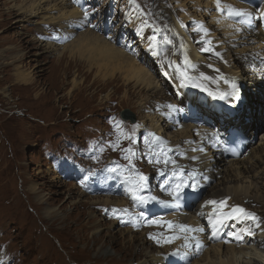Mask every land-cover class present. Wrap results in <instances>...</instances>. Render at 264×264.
<instances>
[{
    "label": "rangeland",
    "instance_id": "1",
    "mask_svg": "<svg viewBox=\"0 0 264 264\" xmlns=\"http://www.w3.org/2000/svg\"><path fill=\"white\" fill-rule=\"evenodd\" d=\"M37 1L39 0H0V264H145V256L152 250L159 252L161 247H151L154 244L144 245L140 238L142 235L139 233H137L140 235L138 241H133L131 234L134 230L144 232L147 229L161 228L163 225L150 226L147 220L160 218L163 221H170L167 218L178 213L179 208L177 210L171 208L170 205L174 203L172 199L168 201V198L172 197L167 195V191L161 190V185L166 180L171 184L172 178L169 175L172 173L173 165L169 163L165 166L160 163L154 168L157 164L149 162L154 160L161 147L167 151L175 143L166 140L163 146L154 145L156 150L150 153L144 144L149 132L143 130L142 117L151 114L150 117L157 120L162 112L171 113L172 116L174 114L178 117L185 116L184 125L189 123L194 125V129L190 132L189 140L186 138L183 141L190 146L189 149H184L189 150L190 154L201 153L200 156H205L209 150L204 145L202 131L208 129L209 132L217 128H213L207 120L209 117L215 118L213 114H206L202 109L192 110L188 102L190 96L182 90L186 88L187 91L194 92L198 91L197 88L189 86L180 90L171 79V71H168L166 64L162 63V57L166 55L171 61L182 63L185 47L181 49L180 45H185V38L177 28L189 35L197 46V51L200 50V54L205 57L206 64L202 67L208 68L211 64L214 68H218L220 73L225 71L226 74V71L232 67L231 63L237 65L231 55L233 53L228 54L227 50L220 49L219 43L210 44L211 52L201 51L205 46L204 40L213 41V38L208 37L212 33L205 25H211V17L205 15L202 4L196 6L193 0H82L79 5H74L73 0H69L70 3L65 7L61 5V0H47L42 3L45 6L42 13L26 18L24 11ZM212 1L215 6L213 11L220 12L216 0ZM237 2H242L255 10L254 14L264 6V0H237ZM221 5L233 7L229 1L220 0L223 14H229L228 8H221ZM76 6L83 14L85 10L89 12L87 19L85 16L72 17L69 21L59 18L63 11ZM198 9L199 12L196 11ZM190 16H195L198 20L189 19ZM93 25L96 27L94 28ZM200 25L207 29V35L198 30ZM242 26L244 31L253 29L251 23L243 22ZM256 26L259 28L257 24ZM209 27L215 28L212 25ZM215 30L218 33V30ZM153 36L156 37V50L159 55H153L150 50ZM165 37L171 43H165ZM99 39L106 40L114 49H119L127 56L133 57L139 67L146 70L155 69L154 77L163 87L164 96L170 97L169 103L154 107L150 104L152 101H149L146 105L148 108L142 110L139 102L145 100L151 92L139 93V89L133 85L136 81L126 80L127 71L118 67L117 57H113L105 49L102 52L98 48ZM235 41L232 40L231 43L239 47L247 46V44L240 46L241 43ZM216 52L220 53L219 57L215 55ZM198 67L195 69L197 76L203 71ZM20 74H28L30 81H20ZM177 80L180 85L179 76ZM248 81L250 80L244 79L239 86L242 99L236 100L237 109L229 110L231 105H227L226 111L238 112L246 109L250 103L261 101L259 96L258 100L254 99V95L261 93L262 97L264 79H259L258 84L252 89L254 95L248 93L246 86V84L249 86ZM215 87L218 88V84ZM202 93L198 95L199 99L209 98L206 92ZM205 104L207 105V102ZM170 105L173 108H170ZM125 109L134 114V122L122 118L121 111ZM190 113L192 115H188ZM177 118L175 117V120ZM221 120L223 119H216L215 122L222 124ZM116 122H120L123 131L128 133L134 125H139L134 144L129 139L121 137L119 147H112L119 135ZM151 128L154 135L159 137L156 128L154 126ZM180 128L181 125L175 124L166 130L169 132L168 135L175 136L180 133ZM195 129L197 132H194ZM263 135L264 120L257 122L254 137L256 142L253 143L252 148L260 144ZM199 137H202V140ZM129 146L137 152L132 159L136 170L148 177V187L142 195L155 196L156 200L140 204L133 201L128 194L130 185L126 177L131 172V167L121 149ZM199 148L204 149L203 153L192 152L193 149ZM184 149L181 152L184 153L183 155L175 154V159L181 160L180 165L177 162L180 167L189 160L187 158L189 153ZM247 153L248 150L242 157L250 154ZM167 155L170 157L173 154L167 151ZM259 168H257L259 174H264V164H260ZM161 171L163 175L160 174ZM254 173L245 172L242 175L245 177L239 183L245 186L252 180L254 182L258 180L259 185L264 182L261 175L260 179L252 178L251 175ZM227 180L225 172H222L219 177L205 181V186L194 193L190 192L191 200H187L189 195L185 199L186 207L188 206L185 211L193 218L197 217L200 204H206L211 200L212 194L216 191L222 192L227 186L235 185L234 182L227 183ZM167 187L168 185H165V188ZM34 188H37V191H33ZM32 191L37 194L31 193ZM252 193L256 194V197L264 198V189L261 185ZM107 197L121 200L126 205L123 208L113 204L104 205V199ZM161 198L167 203H160ZM234 199L231 196L227 197L225 212L235 207L231 206L234 204L248 209H261L259 205ZM37 206L41 207L39 214L35 210ZM104 206L116 207L118 213L112 216V212L109 210L106 212ZM48 208L55 210L52 216L57 215L52 219L58 218L62 224L50 221V227L48 226L43 220L50 218L47 213ZM125 209L131 216L123 211ZM247 212L252 213L250 210ZM141 213L146 219L141 220L143 224L139 225L138 216ZM133 217L137 219L133 220ZM90 220L94 221L95 226L89 224L87 228L86 225ZM211 221L212 218L208 221L202 219L200 225L203 226L202 228L210 229L213 227ZM259 221L258 228H262L264 217ZM251 223L254 222L249 224ZM109 229L119 236L118 241L122 242V245L128 246L131 243L133 252L140 253L143 249V254L138 258H131L115 251L110 238L106 235ZM159 231L156 230L157 233H160ZM235 231H224L215 241L202 246V251L200 250L197 255L195 254L190 260L185 259L187 263L183 264L202 261L207 252L209 255H215L212 246H218L219 243L222 244V257L229 259L231 254L227 247L234 244V240L227 237ZM98 233L102 237L95 242L94 235ZM42 236H45L44 238L53 246L50 251ZM106 254L119 259L104 260ZM219 258L206 259L203 263L220 264ZM154 262V264H181L174 261Z\"/></svg>",
    "mask_w": 264,
    "mask_h": 264
},
{
    "label": "bare ground",
    "instance_id": "2",
    "mask_svg": "<svg viewBox=\"0 0 264 264\" xmlns=\"http://www.w3.org/2000/svg\"><path fill=\"white\" fill-rule=\"evenodd\" d=\"M44 1H47V0H39L37 2H34L31 6H29L28 9L24 11L25 12L24 15L26 14V18L31 17V16H35L36 13L37 14L38 13L40 14V12L42 13V11L45 10L44 9L45 6L42 5V3ZM81 1L82 0H77V2L74 3V5L75 4L79 5ZM188 1H190V0H188ZM193 1L196 2V6H200V4H202L201 6L204 8L203 12L205 13V15L206 16L208 15L211 17V25L215 28L212 29L211 27H209L211 25L205 24V25H207V28H209L210 33H212L211 35L208 36L209 38L210 37L213 38L211 45H213V43H217V44L219 43V46L221 47V48L219 47L220 49L227 50L228 54L233 53L231 55L233 56V59L236 61L237 65H235V63L234 64L231 63L232 69L230 68L228 71H226L228 73V75H227V73L225 74V71L222 72L224 77L228 78V79L234 78L238 86H241L242 81H244V79L250 80V81H248L249 86L247 84H246V86L248 87L247 88L248 93H252L251 91H252V89H254V86L256 84H258L259 79H262V78L264 79V18H261L259 15L260 11L264 10V6L260 9V11L257 14H254L255 10L253 11L252 8L245 6L242 2H237V0H225V1H229L230 4H232L233 8L245 9V10L253 13L252 18L254 20H252V22H251V25H253L252 26L253 29L244 31V28L242 26V23L244 21L243 17L232 16V18H231L229 14H223L224 12L213 11V10H215V6L213 5L212 0H193ZM69 3H70L69 0H61V5L63 7H65V5H68ZM221 6H222L221 8H224V9L228 8L229 9V6H226V7H224L223 5H221ZM53 7H54V5H53ZM196 11L199 12V9ZM72 17L83 18L84 14L76 6V7L70 8V9L68 8V10L63 11L59 15V18H62L64 20H68V21ZM193 18L198 20L195 16H190L189 19H193ZM201 18H202V15H201ZM189 21H191V20H189ZM256 24L259 26V28L256 26ZM177 29H178L179 33L181 35H183L185 38V45L184 46H185V52L187 53L188 58L194 64L196 63L199 66V67L197 66L199 68V70H201V68H202L203 69L202 72H204L206 75L211 76V77L218 76L219 74L217 72H215L214 70H211V68H207L206 66L202 67V65L206 64L205 63V57L200 54V52H199L200 50L197 51V46L189 38V35L187 33H185L182 29H180V28H177ZM215 29L218 30V33H216ZM141 38H143V37L141 36ZM231 38H233L232 40H234V41L236 40L235 42L241 43L240 46H242V44H244V45L247 44V46L239 47L235 43H231V41H232ZM140 41H143V40H140ZM138 42H136V43H138ZM97 43H98V48L101 49L102 52H104V49H105L107 52H110V54L113 57L118 58V65H119L118 67H120L122 69L125 68V70L127 71V73H126V80L127 81H129V82L136 81L135 84H133V85L136 89L137 88L139 89V93L143 92V91H146V93L151 92V93H149L148 97L145 98V100H143V101L141 100L139 102V107L142 110L148 108V106H146V105H147V102H149V101H152V103H150V104H152L154 107H157V106L160 107L162 105L164 106V105H167L169 103L168 100H170L169 99L170 97L164 96V94H163L164 92L162 90L163 87L160 84H158L159 82H157L156 78L154 77L153 72L156 73L155 69L150 68V70L149 69L146 70L142 67H139L138 64L134 61L133 57L127 56L126 54L123 53V51H121L119 49H114L112 47V45L109 42L107 43V41L104 39H99ZM140 46H142L141 43H140ZM114 55H116V56H114ZM230 58H231V56H230ZM169 61H171L170 57H168L166 55L162 57V63L166 64V66H165L166 69L168 71H171V73H172V74L170 73L172 76L171 79L174 80V83L177 85V87H179L180 90H182L183 88L177 83L178 82V80H177L178 75L175 72H173L174 71L173 68L168 67ZM223 66H225V65H223ZM189 71H190V74H194V75L197 74V71H195V70L190 69ZM164 77H165V75H164ZM30 79L31 78L28 76V74H26V75L20 74L19 75V80L22 82H29ZM165 79L167 80L168 78L165 77ZM74 82L75 81H73V83ZM206 84L212 90H216V89H219L220 91H228L229 90V85L225 84L223 80L219 81V83H218L219 87L218 88L215 87L217 84H213L210 81L206 82ZM197 90L198 91L190 92V91H187V89L185 88L182 91H185V94L190 96V99H188V102H190L192 110L202 109L206 114H213L215 116V118L209 117L210 119L208 118L207 120L211 125H213V128L217 127V128H215L214 131L207 132L208 131V129H207V131L203 130L202 131L203 133L201 132L203 134V136L202 135L201 136L203 137V140L205 142L204 145L209 148L207 153L204 152L206 154L205 156H200L201 153L200 154H198V153L190 154L189 150L184 149V148L189 149L190 146L186 145L187 143H183V141H185L186 138H188L187 140H189V136H191L190 132L194 129V127H193L194 125L192 126L189 123H188V125H186V124L184 125V121L186 119L185 116L184 117H178L175 114L172 116L171 113L168 114L166 112H162L163 113L162 115L159 114V116H158V114H157L158 117H157V120H155V118L150 117L151 114H145L142 117L143 118L142 123L144 124V125L142 124L143 130H145L149 133L151 131V133H153L154 131L152 130L151 127L154 126L157 130V133L159 132L160 140H162V141H166V140L170 141L171 140L173 143H175V145L173 144L172 146H170L171 151H169V152H171L173 154L172 156L170 155V157L172 159H174L176 161V163L178 162L179 165L181 164V162H180L181 160L175 159V154L181 153L183 151V149L187 150L189 153V156H190V157L189 156L187 157L189 160H187L188 162H186V164L184 163V165L182 164L183 166H181L184 169V175L186 177V173H188L186 171H192L193 169H195L199 173L198 179H199V183H200L201 187L205 186V184H206L205 181L207 182L210 179L212 180L213 178L219 177L220 173L225 172L226 177H228L227 183L234 182L235 185L234 186H227L226 188L223 189L222 192L216 191L214 194H212L211 200L222 201V200H226L228 196H231L235 199H239V200L243 201V203L245 202V203H248L251 205H259L261 209H257V210L248 209L246 207H241V205H235V204L231 205V206L232 207L233 206H235V207L239 206L241 208H244L246 211L250 210V211H252V213H254L259 218V220H261L264 217V198L256 197L255 196L256 194L253 195L254 193H252V192L254 190H256L257 188H259L260 185H261V188L264 189V182H261V184L259 185L258 180H256V182H254L252 180V178L253 177L259 178L260 175H261L260 176L261 178H264V176H262L263 173L259 174V171H257L260 169L259 168L260 164H264V135L260 139V144H258L257 147L252 148L251 146L253 145V143L248 144L246 150L244 151V153H245L248 150V153H250L248 156L242 157L243 156L242 155L239 159H236V160L230 159L227 157V154L225 153V151L223 149L222 138H223V134L225 132H227L226 128L228 126H232L234 128H237L238 130H241L243 132V134L245 136L249 137L251 140L254 139L256 131H257V122L258 121L263 122V120H264V93L262 92V97H261V93L260 94L257 93V95H254L252 93L255 97L254 99L258 100V96H259L261 98V101L259 100L258 102L250 103L246 109L243 107L244 109L239 110L238 112H233V111H228V110L226 111L225 108H228L227 105H231L229 107V110H230V108H232L233 110L237 109L236 108V99L230 97L228 100H216V99H213L211 96H209V98H206V99H199L198 95H201L203 93H202V91H200L199 88H197ZM136 94H138V93H136ZM206 102H207V105L208 104H213V105L207 106L205 104ZM203 103H204V105H203ZM188 115H192V114L190 113ZM175 117L176 118L178 117L177 120H175ZM205 118H207L206 115H205ZM221 118L223 119V120H221V121H223L222 124L215 122L216 119H221ZM175 124L181 125L180 133L178 132L177 134H175V136H171L170 134L168 135L169 132H167L168 130H166V129L175 126ZM224 127H226V128H224ZM205 128H207V127H205ZM194 132H197L196 129ZM205 133H206V135H205ZM204 135H205V137H204ZM202 137H199V139L201 138V140H202ZM174 141H176V142H174ZM168 144H170V143L168 142ZM184 144H185V146H184ZM250 147H251V149H250ZM192 152H193V150H192ZM136 155H137V152L135 151V156ZM192 157H197V159L193 160ZM185 159H186V157H185ZM183 162H185V161H183ZM241 163H243V164L241 165ZM244 163L250 164V165L245 166ZM157 167H158V164L156 166H154V168H157ZM257 168H259V169H257ZM230 172L232 173L231 175L233 176V179H232V176L230 175ZM245 172H248V173L255 172V173H254V175H251L252 181L250 182L248 180L249 181V183L247 181L248 185L246 184L245 186H243V183L240 184L239 182L242 181V179L245 177V175L242 176ZM169 176H171L170 178H172L171 183H175L176 178L172 177L171 174ZM221 176H223V175H221ZM203 177H208V179L205 180ZM238 178H240V180ZM246 179H247V177H246ZM36 189L34 188L33 191L34 190L37 191ZM198 189H200V187ZM33 191L31 193L37 194V192H33ZM190 192L194 193V191L191 187H190V189H189V187L183 189V192L181 193V200H180V206L179 207H176L175 201H172L174 203V205H172V206L170 205V207L171 208L173 207L174 210H177V208H179L180 211L178 210V213L174 214L172 217L169 216L167 219H170V221H172L174 224H184V225L189 226L190 228H202L203 226L201 227L200 220L206 219V221H208L211 218L214 219L213 216L209 215L210 213H212L213 206L210 204L207 206H205V204H200V207H199L200 211L198 213V216L193 218V216L190 213L185 211L186 208L188 207V206L186 207V204H185L186 200L185 199L190 194ZM33 194H29V195L31 196ZM257 196H260V195H257ZM171 199L172 198H170V199L168 198V201L169 200L171 201ZM189 199L191 200V195L188 196L187 200H189ZM161 200L165 201V199H163V198H161ZM238 202L240 204V201H238ZM105 204H110V205L113 204L119 208H123L126 205L123 203V201L121 202V200H117L116 198H108V197L104 199V205ZM188 205H190L189 202H188ZM17 207H19V206H17ZM40 208H41L40 206H37L35 208V210L37 211V214H39ZM113 209L117 210L116 213H118V208H116V207H105L104 206V210L106 212H108V210L111 211L112 214L111 213L110 214L112 216L114 215ZM228 209H230V208H228ZM201 212H203L204 215H201L200 214ZM47 213H48L50 218H43V220H45L48 223L49 227H50V221H55V222H58L59 224H62V222L61 223L59 222L58 218L52 219L53 216L57 217V215L52 216V213H55L54 209L48 208ZM138 221L140 223L139 225L143 224V222H141V220H138ZM250 222H252V221L251 220H229L225 223L224 226L219 227V231L215 236L213 235V232H214L213 227L210 228L211 230L204 227L203 228L204 231H202V232H189V233H187V236H188L187 241L185 240V238L182 239L185 236L184 233H180L178 229L169 230L166 227V225H163L161 228H157V229H147L144 232H139L137 230H134L133 231L134 233L131 234V238L133 241H138V237H140L139 234H141L142 236L140 238H142V242L144 243V245H147V244L153 245L154 244V246H151V247H157V246L161 247L159 252L152 250L150 252V254H147L145 256V259H144V262H146L145 264H154L155 263L154 261H159L162 263H165V262L167 263L168 261L169 262L174 261V262H178V263L183 264V263H187L184 261L185 259L190 260L193 256H195V254L197 255V253L200 252V250L203 248V247H201V248H199V250H197V248H196L197 242H199L202 246H207V244L210 241L211 242L215 241L217 239L216 237L218 235H220L221 233H223L224 231H226V230L235 231L236 230L231 235L228 233L230 236L227 235L228 236L227 238L231 237L234 240V244L227 247V249L230 250L229 252L231 254L229 259H228V257L226 259L224 257H222L223 256L222 255L223 252L221 251V245L222 244L219 243L220 245H218V246H212L213 254H215V255H213V256L209 255V253L207 252L204 259H202V261L196 260L193 264H206V263H203V261H205L206 259L207 260L208 259L213 260V257L215 259L221 257V258H219L221 260L220 264H251V263L252 264H264V226H261L262 228H258V227H256V225H254V223L249 224ZM259 223H260V221H259ZM89 224H91L92 226H95L93 220H90L87 223V225H86L87 228H88ZM211 225L212 224H210L209 226L211 227ZM84 226H85V224H84ZM49 227L46 228V231H48ZM247 229H251L254 234L248 235L247 231H246ZM156 230H160L159 232L163 233L165 236L179 235L182 237L172 241V243L165 244V243L161 242L160 244H158L156 242V240L151 238L154 235L158 236V234H160V233H157L158 231L156 232ZM128 231H130V230H128ZM137 233H139V234H137ZM226 234H227V232H226ZM106 235H108V237L110 238L113 246L116 249L115 251L124 253L125 255L124 254H122V255H124L125 257L131 256V258H138L139 255L143 254V249H141L140 253L139 252H133L132 251L133 244H131V243L128 246L122 245V242L118 241L119 236L112 233V231H110V229H109V231H107ZM53 236L56 237L55 235H53ZM42 237L44 239V242L46 244L47 249L50 251V248H53V246H51L50 243L48 242V240L46 238H44L45 236H42ZM101 237L102 236H100V233L95 234L94 235V241L97 242L98 240H100ZM104 237H105V235H104ZM219 237L220 236H218V238ZM237 237H241V238L238 239ZM140 238H139V240H140ZM231 242H232V240H231ZM186 243L188 244V247H185ZM240 245H242V246H240ZM101 259H102V257H101ZM118 259H119L118 257L110 255V254L104 255V260H107V261H114V260L117 261ZM127 261H129V260H127ZM212 262H214V261H211V263Z\"/></svg>",
    "mask_w": 264,
    "mask_h": 264
},
{
    "label": "snow or ice",
    "instance_id": "3",
    "mask_svg": "<svg viewBox=\"0 0 264 264\" xmlns=\"http://www.w3.org/2000/svg\"><path fill=\"white\" fill-rule=\"evenodd\" d=\"M73 2H77V0H73ZM217 2V8L218 10L220 9V0H216ZM228 13L230 16H236V17H243L245 23H251L252 22V17L253 13L249 12L245 9H236L231 6H229ZM261 18H264V10L260 11L259 13ZM84 16L87 19L89 16V12L87 10L84 11ZM95 28L96 26L93 25ZM199 31H203L205 35H207V29H205L202 25L199 26L198 28ZM159 31V29H157ZM109 39H111L109 37ZM203 40V37H202ZM165 43H171L170 40L165 37ZM205 46L201 49L203 52H211L212 48L210 47L211 41L210 40H204ZM184 45L181 44L180 48L184 49ZM150 50L153 52V55H159V52L156 50V37L153 36L151 37V44H150ZM216 56H220L219 52L215 53ZM168 67L173 68L175 73L179 76L180 79V86L181 87H193V88H199L200 91L206 92L208 96H211L213 99L216 100H228L230 97L234 98L236 100H239L240 97V87L237 85L235 79H228L225 78L223 73H220V70L218 68H214L213 65L209 64L208 68H212L215 72L219 73L218 76L216 77H211L206 75L204 72H200L199 75H191L190 74V69L195 70L197 68V65L194 64L189 58L186 52L183 53V60L181 64H176L175 61H169L168 62ZM167 75V73H166ZM223 80L225 84L229 85V90L228 91H220L219 89L212 90L209 88L206 84V82H211L213 84H218L219 81ZM170 108H173V106H169ZM139 127V125H134L131 132H124L123 129L120 126V122H116V128L119 132V135L117 137L116 142L112 145L113 148H117L120 145V139L123 137L124 139H129L133 144L135 143V134H136V129ZM145 147L148 149L150 153L155 152V148L153 147L154 145L160 147L165 144L164 141L160 140L159 137H156L153 133H148L147 137H145L144 140ZM124 153L125 156L124 158L129 161V165L131 167V172L129 175L126 177V180L128 181L130 187L128 194L131 195L133 201L140 203V204H145L149 200H156L157 197L155 196H147L145 197L142 195V192L148 187V177L145 176L143 173L139 172L136 170L135 165L132 163V159L135 156V150L129 146L128 148L121 149ZM167 151H171V149H168ZM167 151L164 150L163 147H161L160 152L155 156L154 160H150V163H156L160 164L163 163L165 166H167L169 163L173 165L172 169V177H175V183L169 184V181L166 180L164 184L161 185V190L162 191H167V195L172 197L173 201H175V206L179 207L180 206V200H181V193L183 192V189L191 187L193 191H196L199 187H201L199 183V173L193 169L190 171L187 176L185 177L184 175V169L180 167L174 159L169 157L167 155ZM193 151H200L203 152V148L199 149H193ZM180 155H183V153H180ZM193 160L197 159V157H192ZM161 175H163V171L160 172ZM205 180L208 179V177H203ZM165 185H168L167 188H165ZM160 203H167L166 201H160ZM212 205V213H210V216L214 215V219L212 221L213 224V235L215 236L218 231L219 227H222L225 225V223L229 220H251L255 223L256 227H259V218L254 214L247 212L244 208H241L239 206L233 207L230 211L225 212L224 209L227 207V201L222 200V201H215V200H209L206 202L205 206L207 205ZM117 210L113 209V214L115 215ZM126 214L131 216L130 213H127V210H123ZM201 215H204L203 212L200 213ZM118 219L120 217H117ZM133 220H136V217L132 218ZM139 220H145L146 218L143 216V213H141L138 217ZM147 223L151 225H166V227L171 230V229H178L180 233H184L185 240H188L187 233L189 232H202L204 231L203 228H190L187 225L184 224H174L172 221H163L160 218L157 219H152V220H147ZM247 234L248 235H253L254 233L252 232L251 229H247ZM152 239L156 240L158 244L161 242L168 244L172 243V241L179 239V235H170V236H165L163 233H160L157 235H154L151 237ZM240 239L241 237H237ZM185 247H188V244H185ZM202 245L197 242L196 248L199 250Z\"/></svg>",
    "mask_w": 264,
    "mask_h": 264
},
{
    "label": "water",
    "instance_id": "4",
    "mask_svg": "<svg viewBox=\"0 0 264 264\" xmlns=\"http://www.w3.org/2000/svg\"><path fill=\"white\" fill-rule=\"evenodd\" d=\"M121 116L123 119H130L132 122L135 121V116L132 112H130L128 109H125L124 111H121Z\"/></svg>",
    "mask_w": 264,
    "mask_h": 264
}]
</instances>
